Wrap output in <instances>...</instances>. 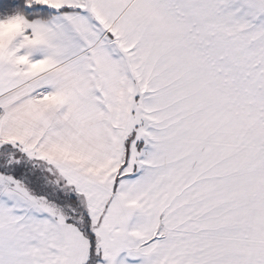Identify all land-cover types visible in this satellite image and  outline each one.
I'll return each instance as SVG.
<instances>
[{"label":"snow or ice","instance_id":"1","mask_svg":"<svg viewBox=\"0 0 264 264\" xmlns=\"http://www.w3.org/2000/svg\"><path fill=\"white\" fill-rule=\"evenodd\" d=\"M0 264H264V0H0Z\"/></svg>","mask_w":264,"mask_h":264}]
</instances>
